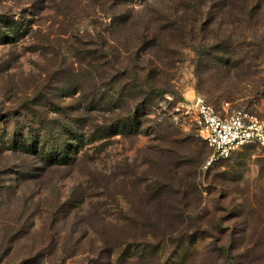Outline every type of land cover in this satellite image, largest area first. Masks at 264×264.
<instances>
[{
  "label": "rangeland",
  "instance_id": "1",
  "mask_svg": "<svg viewBox=\"0 0 264 264\" xmlns=\"http://www.w3.org/2000/svg\"><path fill=\"white\" fill-rule=\"evenodd\" d=\"M1 19L24 27L0 29V264H264V147L206 166L181 107L264 120V0H0ZM127 66L157 104L117 96ZM69 133L67 165L10 144Z\"/></svg>",
  "mask_w": 264,
  "mask_h": 264
},
{
  "label": "built area",
  "instance_id": "2",
  "mask_svg": "<svg viewBox=\"0 0 264 264\" xmlns=\"http://www.w3.org/2000/svg\"><path fill=\"white\" fill-rule=\"evenodd\" d=\"M181 107L192 114L199 137L210 148L206 166L229 157L245 145L264 147V120L242 109L227 110V103L215 109L203 98L193 96Z\"/></svg>",
  "mask_w": 264,
  "mask_h": 264
},
{
  "label": "trees",
  "instance_id": "3",
  "mask_svg": "<svg viewBox=\"0 0 264 264\" xmlns=\"http://www.w3.org/2000/svg\"><path fill=\"white\" fill-rule=\"evenodd\" d=\"M6 23H9V26L13 27V29L15 28V30L24 27V25L22 24H17L13 22L12 19L11 20L1 19L0 29H1V26ZM2 34H3V37H9L8 35L4 34V32H2ZM155 40H156L155 37L143 38L142 43L148 42L150 44H153L155 43ZM129 69H130L129 66L124 68L125 71L130 72L131 70ZM131 72L125 74V77H129L130 81L125 82L124 83L125 85L123 84L122 86H120V90L117 91L118 93L117 96L122 98L124 95H126L129 92V89H130L131 91L134 90L133 93H136V91H138V95H141L143 97L141 101L137 102L139 107L137 106L136 109H139L140 107H152L155 104H157L158 97L162 96L166 90L161 89L159 84H157V81L150 79L149 74L146 75V77L144 76L140 77L135 72L134 68H132ZM112 77L122 78L124 77V74H122V76L121 74H116V76H112ZM119 81H122V80H119ZM115 84L120 85L121 82H116ZM35 113L36 112L34 110H31L29 114H31V116L33 114L32 116L33 118ZM133 118H136V116L130 118L129 121H125V122L117 121L115 122L116 124L114 125H116L117 129L119 130L127 129V130L134 131L135 120L131 121V119ZM68 138L70 139V140H67L68 142H65L64 145H61L60 147H56L53 150H47L46 149L47 146L44 145L45 143H43L44 146L42 145L38 147L35 146L34 142H36V140H32L31 144L25 141L17 142L16 139H14L13 141H11V143L10 142L9 143L12 145L13 148H19V149H22L24 151H29V152L35 151L36 155L39 156V159L44 163H51L52 161H54L55 163H62V164L67 165L72 161L73 156L77 153L79 145L82 144V141H80L79 138L73 137L70 133L68 134ZM30 139H32V137H30Z\"/></svg>",
  "mask_w": 264,
  "mask_h": 264
}]
</instances>
